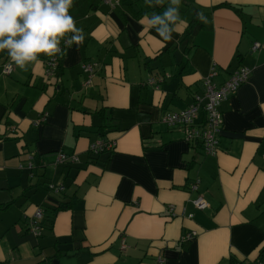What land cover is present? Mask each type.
<instances>
[{"label":"crops","instance_id":"1","mask_svg":"<svg viewBox=\"0 0 264 264\" xmlns=\"http://www.w3.org/2000/svg\"><path fill=\"white\" fill-rule=\"evenodd\" d=\"M149 6L74 0L70 14L85 40L64 49L58 80L45 77L46 56L42 66L0 72V263L159 264L160 257L164 264H228L233 255L254 264L260 257L264 0H181L186 26L171 41L138 23ZM192 17L198 22L186 36ZM5 59L1 53L0 65ZM84 61L99 63L86 89ZM213 64L217 85L240 66L250 72L220 104L219 149L205 154L163 117L203 94ZM95 140L115 145L93 155ZM60 152L77 161L52 169ZM198 195L207 208L194 207ZM60 202L70 207L35 234L36 209Z\"/></svg>","mask_w":264,"mask_h":264},{"label":"clouds","instance_id":"2","mask_svg":"<svg viewBox=\"0 0 264 264\" xmlns=\"http://www.w3.org/2000/svg\"><path fill=\"white\" fill-rule=\"evenodd\" d=\"M145 2L150 6L165 4V0ZM73 5L74 0H0V53L26 71L30 65L42 66L41 56L56 57L63 55L64 48L79 47L85 35L70 14ZM180 5L181 0H168L162 13H145L138 23L171 41L173 33L185 25ZM197 18L202 19V14L197 13Z\"/></svg>","mask_w":264,"mask_h":264},{"label":"built area","instance_id":"3","mask_svg":"<svg viewBox=\"0 0 264 264\" xmlns=\"http://www.w3.org/2000/svg\"><path fill=\"white\" fill-rule=\"evenodd\" d=\"M103 2L115 5L119 0H102ZM259 45L255 43L253 48H257ZM62 48L64 45L62 43ZM57 60L56 57H50L45 62V77L50 79L56 73ZM98 66L97 61H84L81 63V69L85 75L83 81V87L86 88L91 84V79ZM14 69L11 61L5 62L0 65V72L3 75H9ZM250 70L245 66H240L234 70L222 83L217 85L213 82V78L217 75L216 65H212L209 73L205 76L203 84L204 90L202 95L195 94L194 101L188 105L185 109L179 112H171L163 117V121L169 126L182 127L185 133V140L189 143L199 142L202 150L205 154H215L219 149V135L222 130V113L219 109L220 104L234 95L238 88L247 80ZM148 84L155 83L154 78H149ZM201 113V114H200ZM203 116L204 123L200 124L199 117ZM115 145L114 141L95 140L90 144L89 149L93 153L102 152L104 150L112 149ZM32 159V156H29ZM56 162H76V155H70L67 157L62 152L58 153ZM29 167L32 166L30 162ZM198 188V180H194L190 185V190L196 191ZM49 189L54 192H59L62 186L49 184ZM192 204L195 208L202 210L208 207V202L203 196L198 195L192 199ZM42 217V210L36 209L31 220V229L35 234H39L38 220ZM195 233H188L184 237L191 238ZM122 248L126 245L122 241ZM157 262L164 264V260L158 257ZM254 264H262L261 262H255Z\"/></svg>","mask_w":264,"mask_h":264},{"label":"trees","instance_id":"4","mask_svg":"<svg viewBox=\"0 0 264 264\" xmlns=\"http://www.w3.org/2000/svg\"><path fill=\"white\" fill-rule=\"evenodd\" d=\"M119 2V1H118ZM116 5H118V3L116 4ZM164 8H166V7H164V6H161V7H158V6H149V8H148V10L147 11H143V12H140V13H138V15H141V14H145V13H149L150 15L153 13V12H156V13H162L163 11H164ZM197 19L195 18V17H192V19H190V21H188V25H187V31H186V33H185V35L186 36H190V34L193 32V30H194V28H195V25L197 24ZM65 49V48H64ZM64 53V52H63ZM3 55H4V53H2ZM0 55H1V53H0ZM50 57H48L47 59H49ZM46 59V60H47ZM61 59H62V55H58V56H56V60H57V65H56V76H55V81L56 80H58L59 79V77H60V75H61V68H62V66H61ZM5 62H8L7 61V59H5V61L3 62V63H5ZM99 64V63H98ZM98 67V66H97ZM83 72V71H82ZM96 74V70H95V73H94V75ZM94 75H93V77H94ZM92 77V78H93ZM85 79V78H84ZM84 81V80H83ZM91 81H92V79H91ZM49 84H51V85H56V82H53V83H49ZM91 85V84H90ZM89 85V86H90ZM88 86V87H89ZM82 87H83V82H82ZM87 88V87H86ZM85 88V89H86ZM102 110V109H101ZM98 111V113H100V115H102L103 117H102V120H104L105 119V117H104V115H103V113H102V111ZM204 123V120L202 119V121L200 122V124H203ZM100 127V129L102 130V128H104V125L102 124L101 126H99ZM96 132H98V134H100V135H103V134H105V132H103V130L100 132V130H98V131H96ZM17 138H19L18 140H20V142L22 141L21 140V136H19V137H17ZM94 142V141H93ZM193 145H196V146H201L200 145V143L199 142H195V143H192ZM90 147V146H89ZM88 151L90 152V153H92L93 155H95V154H97V153H93L89 148H88ZM103 152V151H102ZM63 153V152H62ZM99 153V152H98ZM58 154V153H57ZM57 154L55 155V158H56V156H57ZM63 154H65L67 157H69L70 155H67L66 153H63ZM29 156H32V159H29V157H28V159H29V161H28V164L31 162V161H33L34 159H35V154L34 153H30V155ZM55 158H54V162L55 163H61V164H67L68 165V163L70 162V161H65V162H56L55 161ZM32 163V162H31ZM73 163V162H72ZM33 165V164H32ZM32 167V166H31ZM49 187V186H48ZM68 207H70L69 205H67V203H64V202H60L59 204H57V205H55L54 207L52 206H41L40 207V209L42 210V217L38 220V226H39V229H38V231H39V235H40V233H41V228H44L45 226L46 227H48V228H50V227H52V224H53V219H54V217H55V214L57 213V212H59V211H62V210H65V209H67ZM260 257L259 258H256V259H254L253 260V262L254 261H256V262H261L262 264H264V249H261V251H260V255H259ZM245 260H239V259H237L235 256H230V258H229V262H228V264H244L245 262H244ZM0 264H4V263H0Z\"/></svg>","mask_w":264,"mask_h":264},{"label":"rangeland","instance_id":"5","mask_svg":"<svg viewBox=\"0 0 264 264\" xmlns=\"http://www.w3.org/2000/svg\"><path fill=\"white\" fill-rule=\"evenodd\" d=\"M180 8H181V7H180ZM180 10H181V9H180ZM12 64H13V63H12ZM50 165H51V168L53 169L54 166H56V165H60V166H61V165H63V164H61V163H57V164H53V163H52V164H51V163H50ZM49 167H50V166H49ZM59 183H60V182H59ZM59 183L57 182V184H59Z\"/></svg>","mask_w":264,"mask_h":264}]
</instances>
